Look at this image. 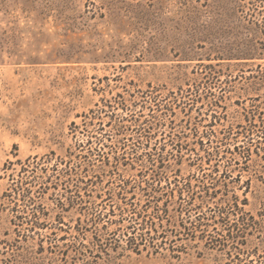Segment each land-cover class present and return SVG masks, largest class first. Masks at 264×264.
<instances>
[{"label": "rangeland", "instance_id": "obj_1", "mask_svg": "<svg viewBox=\"0 0 264 264\" xmlns=\"http://www.w3.org/2000/svg\"><path fill=\"white\" fill-rule=\"evenodd\" d=\"M250 108L264 112V0H0V264H224L226 255L199 231L183 230L174 211L187 210L191 228L223 200L245 199L254 215L262 210L264 155L255 148L262 138L242 133ZM91 109L98 118L84 124ZM153 116L164 125L149 147L134 146L137 128ZM130 150L173 151L169 181H139L143 165ZM204 150L237 151L206 161ZM70 157L78 165L72 176L84 181L79 189L63 164ZM35 158L37 169L21 171L16 162ZM177 168L186 179H175ZM21 177L34 204L18 201L12 211L4 194ZM70 189L83 202L73 205ZM90 202L104 220L120 207L167 205L171 216L146 250L121 241L117 251L92 257L96 233L83 214ZM15 215L22 225L11 222ZM77 241L86 255L76 258ZM261 255L264 231L247 236L231 260L257 264Z\"/></svg>", "mask_w": 264, "mask_h": 264}, {"label": "trees", "instance_id": "obj_2", "mask_svg": "<svg viewBox=\"0 0 264 264\" xmlns=\"http://www.w3.org/2000/svg\"><path fill=\"white\" fill-rule=\"evenodd\" d=\"M252 109V110H251ZM171 109H167L169 112ZM95 110H90L89 113H84L82 115L84 124H93V120L98 118V116H94ZM98 112V111H97ZM260 113L259 109H253L250 108L246 112V117L249 120V125L247 128L244 129L243 135L245 137L256 135L258 137H261L262 140L259 142V145H255V148L262 149L263 155H264V120L260 119ZM158 117V118H157ZM153 116L155 121L149 122L146 124V126H139L137 129L138 132V138L133 142L134 146H137L139 148L146 147V145L149 147L150 139L152 138L151 134L152 131H155L157 129L162 127L164 125L163 119H160L159 116ZM257 117L258 123L252 119ZM88 119V120H87ZM79 130V126L73 123V127L71 129L72 133H77ZM144 137L145 142L141 141L140 138ZM250 138V137H249ZM98 145H104V143L98 139L97 140ZM250 142V141H249ZM90 140H87V144H90ZM123 142H120L119 146L123 145ZM253 144L248 145V149L244 150L242 152H239L240 156L243 155L244 157L250 155V148ZM113 153H116L118 150H111ZM181 151V150H179ZM207 153L206 161H212V160H218L219 157H222L224 154L222 153H231L237 151V150H204ZM225 151V152H224ZM169 151L166 150H130V153L134 159L135 162L142 163V167L140 168V171L138 173L139 181L147 183L148 186H151V184L148 183V180L153 181H169L171 175L170 172V164H168L169 155L173 153L168 154ZM87 153L89 156H93V158H105L104 152L102 150H87ZM116 155V154H115ZM173 155V154H172ZM88 156V157H89ZM174 156L176 157V163H180L182 157L180 154L174 153ZM115 157V156H114ZM203 161L202 158H199V160ZM234 158L232 160L230 159V164L233 163ZM35 163L31 164V161L27 159L25 162H22L21 160H17L16 162L21 165V171H27L29 170V167H33V169H37L39 162H37V159H34ZM64 161L63 159H59L55 164L58 165V163H62ZM72 158L70 157L66 161L63 162L65 164L66 168L68 170V175H70V181L73 184V186H76L78 189L80 188V185L78 182H84L82 178H79L78 175L72 176L77 174L76 166L72 164ZM50 162V161H49ZM11 163V162H9ZM13 164V163H11ZM173 168H171L172 170ZM229 169V168H228ZM240 172V170H239ZM175 179L182 178L186 179L187 177L180 176V169L177 168L176 172L174 173ZM32 178H35L32 177ZM28 178H20L19 182H12L10 185L9 192H5L4 196L10 203H14L12 206V211L16 210V203L18 201L25 202L26 206L34 204V201L31 197V191L28 188H23V184H27L28 181L26 180ZM74 179V180H73ZM120 179V178H119ZM174 179V178H173ZM90 180V179H89ZM30 181V180H29ZM75 181V182H73ZM124 184L128 185L127 180L123 178L122 180ZM31 182V181H30ZM18 183V184H17ZM43 183V182H39ZM9 189V188H8ZM147 196H151L150 193L145 194ZM82 194H80V191H73L70 189V202L73 205H76L79 203V201H82ZM90 204L93 205V207H88L84 209V215L86 222L85 226L91 227L93 225V228L95 229L93 232L94 236H92V240H90V243L92 244L94 248V254L92 257H100L102 254H109V251H117L118 248L121 246L120 242L124 241L125 243V249H128L129 251L140 253L142 250H146L149 244L154 240V238H157V236L160 234L158 231V227H163L164 222L167 221V218L170 217V211L171 209L167 205H163L161 207L157 206L156 208L150 207L144 208L142 206L141 208H124L120 207V214L117 216V218H110L107 217V219L104 220L103 214L97 213V205H95V202H90ZM246 200L243 199L241 202H239L238 199L233 200H223V203L221 204H215L213 207L208 206L207 210L201 214H198L195 216V218L190 222L192 225L191 228H187L184 226V218L183 214L187 211L183 209H176L174 212L177 213L178 225L183 228V230H189L193 233L196 231L200 232V238L203 239V237L206 239V242L208 243V247L212 249H216L223 255H226V262L224 264H247L244 262L243 259L236 257V259L231 260L232 255H238L241 252V246L245 245V239L247 236H254L256 233H261L264 231V206L262 210L258 211L256 215L252 214L251 211L246 210L245 206ZM5 207H9L4 205ZM90 209V210H89ZM192 209V208H190ZM189 211V210H188ZM107 213L106 215H108ZM175 215V214H174ZM90 217V218H89ZM180 217V218H179ZM127 221V224H124L123 221ZM102 221V222H101ZM11 222L16 225H22L23 217L19 215H15L12 217ZM27 223V222H26ZM35 222H33L34 224ZM193 223V224H192ZM169 225V224H168ZM83 226V225H82ZM211 228V229H209ZM83 229L86 230L85 227ZM151 231L154 232V235L151 237H147L150 235ZM212 231L216 232V236L212 235ZM180 232V231H178ZM162 237V236H160ZM79 241L74 242V252L76 255H86V250L83 247L78 246ZM153 243V242H152ZM80 243L79 245H81ZM84 246V245H82ZM143 247V248H141ZM257 251L258 249L255 248ZM170 251H179L177 249H171ZM233 251V252H231ZM255 252V254L257 253ZM150 252V251H148ZM159 248H153L151 250V253H159ZM259 257V256H258ZM262 258L260 262H257V264H263L264 263V255H261Z\"/></svg>", "mask_w": 264, "mask_h": 264}]
</instances>
